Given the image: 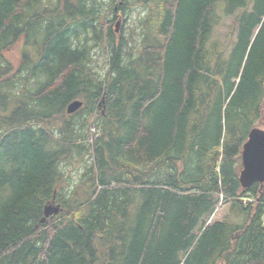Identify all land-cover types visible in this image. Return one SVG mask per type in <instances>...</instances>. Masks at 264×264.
<instances>
[{
	"label": "trees",
	"instance_id": "trees-1",
	"mask_svg": "<svg viewBox=\"0 0 264 264\" xmlns=\"http://www.w3.org/2000/svg\"><path fill=\"white\" fill-rule=\"evenodd\" d=\"M96 2L0 0V264H264V186L242 190L237 170L264 127V0ZM116 5L144 11L136 54ZM21 39L34 53L15 70ZM221 196L242 224H207Z\"/></svg>",
	"mask_w": 264,
	"mask_h": 264
},
{
	"label": "rangeland",
	"instance_id": "rangeland-1",
	"mask_svg": "<svg viewBox=\"0 0 264 264\" xmlns=\"http://www.w3.org/2000/svg\"><path fill=\"white\" fill-rule=\"evenodd\" d=\"M111 1L112 0H97L96 5H102V7H104V11L102 13L103 15L109 13L108 11L106 12V9L112 5ZM115 9L116 13L114 14V25L112 26L114 35L116 36V41L118 43L122 39V37H124L125 42H123V47L125 45V51L128 54H136L142 44L138 21L144 16V11L141 13V15L136 10L132 11L130 15H127L125 13L123 14L122 12H119L117 10V5ZM233 23L234 20H227L226 24L216 33V38L223 42L225 40L226 34L228 33V30L230 29L229 26L233 25ZM94 39V35H91L88 42V46H92V61L90 67L94 73L100 76H104L108 70V52L106 49L107 46L104 40L96 41ZM24 52H28L29 55H31L34 53V48H27L24 44V41L21 39L14 47L4 53V57L7 61L12 63L13 68L16 70L22 63ZM85 116L86 114L83 113L82 116L78 117V120H83ZM96 123L99 125L97 121ZM259 128L264 129V127ZM100 131L101 129L97 125L91 127V132L89 133L92 135V139L90 138L91 140H89V143H93V140L99 137ZM80 168L81 167L79 163H75L73 167H69L68 170H66L67 175L71 176L70 182L73 183L70 189L74 187V183H77L79 181V176L81 173ZM237 168L238 174L240 175V172L243 169L241 159H239L238 161ZM242 200L246 204L247 202L254 201L255 198L246 197ZM215 222L242 224L244 222L243 213L237 208L234 209L231 203H228L227 205L220 204L215 209V212L210 220V224H213Z\"/></svg>",
	"mask_w": 264,
	"mask_h": 264
},
{
	"label": "water",
	"instance_id": "water-1",
	"mask_svg": "<svg viewBox=\"0 0 264 264\" xmlns=\"http://www.w3.org/2000/svg\"><path fill=\"white\" fill-rule=\"evenodd\" d=\"M83 107V102L76 100L67 107V113L72 115ZM243 169L240 172L239 181L243 190L259 184L264 186V129L254 128L251 130L247 142L242 151ZM60 205H49L44 209L41 224L60 212Z\"/></svg>",
	"mask_w": 264,
	"mask_h": 264
}]
</instances>
